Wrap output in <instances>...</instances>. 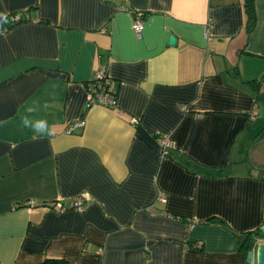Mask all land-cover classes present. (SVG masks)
<instances>
[{"label": "crops", "instance_id": "obj_1", "mask_svg": "<svg viewBox=\"0 0 264 264\" xmlns=\"http://www.w3.org/2000/svg\"><path fill=\"white\" fill-rule=\"evenodd\" d=\"M253 7L247 33L244 0H0V264H248L247 235L264 243ZM101 66L115 108L87 106Z\"/></svg>", "mask_w": 264, "mask_h": 264}, {"label": "built area", "instance_id": "obj_2", "mask_svg": "<svg viewBox=\"0 0 264 264\" xmlns=\"http://www.w3.org/2000/svg\"><path fill=\"white\" fill-rule=\"evenodd\" d=\"M132 28L137 34V36H140L143 26H144V13L141 11H134L132 13ZM10 19L14 23H18L22 20V17L20 14H14L10 16ZM207 27L206 25V31L205 36L206 38H209L207 33ZM87 94H88V102L87 106L92 105H100L105 106L108 108H115L117 106V96L116 93L111 88V79L107 75V72L104 67H99L91 80L87 83ZM133 123L137 124L138 121L136 119H133ZM84 125V121L80 120L75 123L70 124L66 128V132L70 133L75 127H81ZM157 143L160 149V152L163 156H166L169 152V150L173 147L172 142L170 141L169 137L167 135H157ZM161 198V197H160ZM81 198H77L72 202V207L77 208L79 210H82V203ZM58 207L60 209H63V207L59 204ZM101 252V250H99Z\"/></svg>", "mask_w": 264, "mask_h": 264}, {"label": "trees", "instance_id": "obj_3", "mask_svg": "<svg viewBox=\"0 0 264 264\" xmlns=\"http://www.w3.org/2000/svg\"><path fill=\"white\" fill-rule=\"evenodd\" d=\"M244 7H245L246 16H247L246 30H247V33H251V31L253 30L255 26V12H254V7H253V0H244ZM247 84L254 85V82H248ZM249 235H247V237L244 239V241L240 245V248L243 250V253L245 256L248 255V251L251 249V246L253 243L251 242ZM42 264H67V263L64 260H47V261H44Z\"/></svg>", "mask_w": 264, "mask_h": 264}, {"label": "clouds", "instance_id": "obj_4", "mask_svg": "<svg viewBox=\"0 0 264 264\" xmlns=\"http://www.w3.org/2000/svg\"><path fill=\"white\" fill-rule=\"evenodd\" d=\"M45 107H47V105H45ZM34 110H35L34 108L27 109L29 113ZM21 123L24 128H28L34 133L39 134L41 136H43L45 133H47L50 130L47 121L43 119L34 120V119H30L28 116H24L21 119Z\"/></svg>", "mask_w": 264, "mask_h": 264}, {"label": "water", "instance_id": "obj_5", "mask_svg": "<svg viewBox=\"0 0 264 264\" xmlns=\"http://www.w3.org/2000/svg\"><path fill=\"white\" fill-rule=\"evenodd\" d=\"M175 39L173 36L169 37V45H173ZM248 264H264V243L258 245L255 251L248 252L247 255Z\"/></svg>", "mask_w": 264, "mask_h": 264}]
</instances>
